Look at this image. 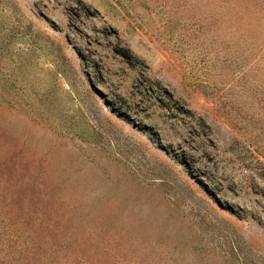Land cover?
<instances>
[{
  "label": "rangeland",
  "instance_id": "rangeland-1",
  "mask_svg": "<svg viewBox=\"0 0 264 264\" xmlns=\"http://www.w3.org/2000/svg\"><path fill=\"white\" fill-rule=\"evenodd\" d=\"M0 242L264 264V0H0Z\"/></svg>",
  "mask_w": 264,
  "mask_h": 264
},
{
  "label": "trees",
  "instance_id": "trees-1",
  "mask_svg": "<svg viewBox=\"0 0 264 264\" xmlns=\"http://www.w3.org/2000/svg\"><path fill=\"white\" fill-rule=\"evenodd\" d=\"M3 236H9L11 237L12 236V233H10V230L9 228H3V232L1 233ZM3 246L2 242H0V247Z\"/></svg>",
  "mask_w": 264,
  "mask_h": 264
}]
</instances>
